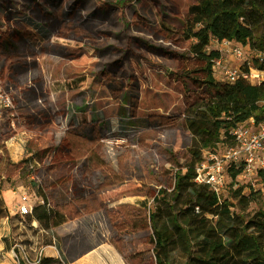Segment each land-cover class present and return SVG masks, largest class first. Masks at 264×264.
Instances as JSON below:
<instances>
[{
    "label": "rangeland",
    "instance_id": "rangeland-1",
    "mask_svg": "<svg viewBox=\"0 0 264 264\" xmlns=\"http://www.w3.org/2000/svg\"><path fill=\"white\" fill-rule=\"evenodd\" d=\"M32 1L33 7L30 0H0V200L10 215L3 220L9 232L0 235V259L10 252L19 264L13 252L19 256L24 246L35 261L55 238L57 244L63 240L73 264L106 244L115 246V264H156L149 214L158 192L172 189L176 170L187 163L192 136L186 117L211 93L204 63L190 53L194 42L183 36L189 8L198 0H59V7L52 0ZM94 1L112 12L96 22L97 37L87 29L91 21L80 18L91 15ZM35 5L51 10L52 20H36L28 12ZM70 6L72 21L66 22L63 12ZM11 9L13 17H32L52 36L23 73L15 69L21 41L8 31L16 26L7 17ZM64 27L66 37L59 31ZM67 47L84 54L79 69L86 81L50 86L49 79L75 72L64 62ZM218 48L212 42L210 49ZM38 80L40 85L27 86ZM216 80L226 81L218 74ZM31 156L28 166L11 164ZM238 183L247 193L260 189L256 179ZM39 187L63 216L49 230L13 214L20 193L42 204ZM258 203L244 211L247 217Z\"/></svg>",
    "mask_w": 264,
    "mask_h": 264
},
{
    "label": "trees",
    "instance_id": "trees-1",
    "mask_svg": "<svg viewBox=\"0 0 264 264\" xmlns=\"http://www.w3.org/2000/svg\"><path fill=\"white\" fill-rule=\"evenodd\" d=\"M188 15L183 36L194 42L190 53L204 63V85L211 93L186 117L185 125L192 136L187 163L176 170L172 189L158 192L149 214L155 263L264 264V170L257 172L260 189L250 187L248 193L239 187L241 166L229 168V188L221 197L195 181L196 167L205 151L235 147L233 131L237 127L251 119L256 125L264 123V81H217L214 65L221 53L210 49L214 41L249 49L250 65L264 72V0H198ZM32 160L23 163L28 166ZM38 196L44 204L35 206L29 215L31 222L52 229L63 216L48 207L40 187ZM256 202L260 208L247 217L244 211ZM0 204V219L9 218L1 200ZM40 264L67 263L45 257Z\"/></svg>",
    "mask_w": 264,
    "mask_h": 264
},
{
    "label": "built area",
    "instance_id": "built-area-1",
    "mask_svg": "<svg viewBox=\"0 0 264 264\" xmlns=\"http://www.w3.org/2000/svg\"><path fill=\"white\" fill-rule=\"evenodd\" d=\"M219 47L221 58L215 62L214 68L218 75L224 77L228 83H236L240 79H245L252 84H260L264 81V72L255 69L249 62V49L235 46L229 41H214ZM223 52H228L238 61L236 66H229L225 63ZM260 57L261 55L258 54ZM237 146L226 147L219 151H205L203 161L196 167V183L206 185L218 197L224 195L229 182L228 170L230 167H242V173L238 180L248 178L257 179V172L264 170V123L256 125L251 119L247 125L239 126L233 131ZM238 185L236 184L235 187ZM19 203L15 207V214L26 217L33 214L37 205L26 193L19 194ZM42 204L44 202L42 201ZM51 207L50 203L47 204ZM37 224V223H35ZM18 254H14V259L21 264H40L43 251L37 256L35 261H29L25 255V247H18Z\"/></svg>",
    "mask_w": 264,
    "mask_h": 264
},
{
    "label": "flooded vegetation",
    "instance_id": "flooded-vegetation-1",
    "mask_svg": "<svg viewBox=\"0 0 264 264\" xmlns=\"http://www.w3.org/2000/svg\"><path fill=\"white\" fill-rule=\"evenodd\" d=\"M58 2H59V0H52L50 4L53 7H59ZM86 3H87L86 1L75 2V4L77 6H85ZM30 4H31V7H33L34 1L30 0ZM93 5H94V11H92L91 15L88 17L80 16V18L82 19V17H83V19H87V21H91V23H89V24L93 25V27H91V28L87 27V29L88 30H90V29L94 30L93 34L95 35L99 31V28L97 27L96 22L102 21L106 17H110L112 12L104 10L103 9L104 5L102 3H98V1H94ZM72 8H74V7L70 6L63 12V16L69 18L66 22L72 21L71 14L74 12ZM34 9L35 10L30 9V10H28V12H31L33 14V16L35 17V19L36 18H44V20L51 21L52 18L54 17V14L51 10H49V9H47L41 5H35ZM9 12L10 13H8L7 17L13 18L16 26H12L10 29H8V31L14 32L15 36H17L21 41L20 53L18 54L19 56L17 57V59L15 61V63H16L15 69L19 70V73L27 72V71L31 70V68L33 66V65H31L30 61L35 60L34 56L36 54V52H35L36 49H44V47L46 46L47 43H51L50 39L52 36L50 37V32H47L42 27H40L39 25L34 23V21H33L34 19L32 17H31L32 20L29 19V17L28 18L25 17L23 19H18V18H15L12 16V14L15 12V10L11 9ZM103 13H105L106 15L104 16ZM66 22H65L64 26L66 25ZM48 30L52 31L51 28H49ZM59 31L62 33L61 36H63V37H66V34H68V32H69V31H67V29L65 27H64V29L59 30ZM59 31H56L55 33L59 32ZM36 34H40V35H36ZM39 36H42L43 41H41ZM95 36L97 37V35H95ZM58 44L59 43H56V45H58ZM64 47H66V46H64ZM18 51L19 50H17V52ZM65 56H66V58L64 59V62L66 63V65L70 69H74L75 72L67 75L66 78L62 79V80L49 79V85L55 86L56 84H60V85L64 86L65 88L66 87H79L82 85L83 82L86 81V75L80 73L81 70L79 69V66H80L79 61L84 57V54L79 52L77 47H74V48H68V49L65 48ZM37 62H38V59H36V64H38ZM76 64H78V65H76ZM3 70L5 71L6 67L3 68ZM38 85H40L39 80L35 81V82L30 81L29 84H27L28 87L38 86ZM9 103H11V102H9ZM7 106H9V105H7ZM26 119L28 120L29 124H33L35 122L33 120V118H31V116H27ZM35 157L36 156H31V158H33V160ZM29 158L30 157H28L27 160H29ZM3 161H4L3 157L0 158V163H2ZM11 164L16 166V165H20V164L25 165L28 163H23V161H21L19 164L18 163H11Z\"/></svg>",
    "mask_w": 264,
    "mask_h": 264
},
{
    "label": "crops",
    "instance_id": "crops-1",
    "mask_svg": "<svg viewBox=\"0 0 264 264\" xmlns=\"http://www.w3.org/2000/svg\"><path fill=\"white\" fill-rule=\"evenodd\" d=\"M228 53V52H226ZM225 63L229 66L237 65L238 61L235 59L234 56H232L230 53H228V59H224ZM13 207V206H12ZM9 206V210L12 208ZM15 212V207H13V214ZM7 219H9L7 217ZM4 218L0 219V235L7 234L9 232V229H5L3 226ZM3 242L0 240V254H2V251L4 249ZM43 251L44 257L53 258V259H59L67 264H73L68 256L67 250L64 247V242L57 240L54 238L52 240V244L49 246L41 248ZM92 252H90L91 254ZM104 255H109L110 259H107L104 257ZM8 256V257H7ZM7 256H4V259H0V264H14L13 260L9 257L11 256L10 252L7 254ZM92 256V257H91ZM81 262L74 263V264H115V246L112 244H106L98 247L95 250V253H92L89 257V259H80Z\"/></svg>",
    "mask_w": 264,
    "mask_h": 264
}]
</instances>
